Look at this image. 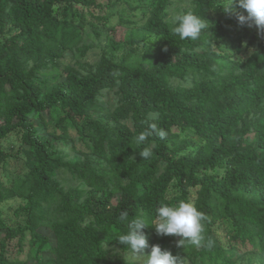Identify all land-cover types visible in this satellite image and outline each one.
Returning <instances> with one entry per match:
<instances>
[{
    "label": "trees",
    "instance_id": "trees-1",
    "mask_svg": "<svg viewBox=\"0 0 264 264\" xmlns=\"http://www.w3.org/2000/svg\"><path fill=\"white\" fill-rule=\"evenodd\" d=\"M138 1L143 23L107 38L94 65L75 61L56 73L64 57L92 47L79 43L83 10L95 0H0V141L15 133L30 151L23 175L0 178V204L23 201L14 210L23 223H7L0 209V264H133L116 239L129 230L121 212L151 223L161 204L180 200L210 218L205 235L214 247H177L179 237L149 225L145 254L159 244L186 264H235L249 247L264 259V35L226 14L222 0H188L182 12L211 27L182 40L165 19L171 0ZM147 34L157 39L138 53ZM112 89L117 103L102 112L100 97ZM55 105L91 152L69 155L49 138L44 114ZM148 123L168 135L150 137L155 147L144 159L134 138ZM8 156L0 147V162ZM12 240L27 246L26 259L4 257Z\"/></svg>",
    "mask_w": 264,
    "mask_h": 264
},
{
    "label": "rangeland",
    "instance_id": "rangeland-1",
    "mask_svg": "<svg viewBox=\"0 0 264 264\" xmlns=\"http://www.w3.org/2000/svg\"><path fill=\"white\" fill-rule=\"evenodd\" d=\"M222 1L225 2V0ZM95 2V5H91L89 8H85L83 10V18L86 24L81 28L83 38L79 43V45L91 43L92 47L85 52L84 56H80L77 52H75L73 55L64 57L60 61L61 65L60 68L56 70V73L61 72V69L63 68L62 66L66 64L71 65L75 63V61L94 65L100 60L101 55L106 53L108 49V46L106 45L107 38H112L115 41H118L123 38L126 28L130 30L133 27H137L146 19L145 13L134 9V6L140 2L138 0H95ZM140 4L142 3L140 2ZM186 6H188V0H171V3L165 10V19L173 22V15L181 13L182 9ZM54 8H56V6H54ZM240 8L241 7L239 6V9ZM98 15L102 16L103 20H97L95 16ZM77 19L78 18L76 16L73 18L74 21H77ZM89 22L95 25L96 31L92 29ZM156 39L157 37L155 35L147 34L146 39L138 44V53L142 52L146 47L153 45ZM228 39H223L221 47L231 52V50H228ZM253 48H255V45ZM252 50L253 49L248 50L247 55ZM232 51L234 52V50ZM116 53V56L118 57L120 54H118V52ZM244 55H246V52ZM177 81L179 80H175V82ZM116 90L117 89L106 90L104 96L100 97V105L104 107L102 112H108L114 108L117 103V99L120 96ZM99 113L100 108H95L91 111L94 118H97ZM64 115L65 112L61 110L59 105L53 106L49 117L47 113L44 114L46 120L50 118L45 127V131L48 133L49 138L56 140L60 145V149L69 155H73L76 150H81V152L86 153L91 152L92 143L89 140L82 142L78 139L79 132L71 124L65 125V122L62 119ZM63 130L66 131V136L62 135ZM70 142H72V145ZM0 147L3 148L8 155H10L5 158L4 161L0 162L1 180L3 182H8L11 176L23 175L26 171L27 165L29 164L30 151L21 145L19 136L15 133L9 134L6 139L0 141ZM61 175L68 183L75 182V180L71 178L69 172H64ZM21 202H23L21 199L12 198L7 199L4 203L0 204V209L7 223L12 225L23 223V218L21 216L14 215V210L21 204ZM24 248V251L20 250L16 241L12 240L8 243L4 257L10 260H24L27 257L26 255L28 251L27 246ZM247 248H240V258L235 264L264 263V259L260 260V256L254 254ZM191 263L195 264L193 261Z\"/></svg>",
    "mask_w": 264,
    "mask_h": 264
},
{
    "label": "clouds",
    "instance_id": "clouds-1",
    "mask_svg": "<svg viewBox=\"0 0 264 264\" xmlns=\"http://www.w3.org/2000/svg\"><path fill=\"white\" fill-rule=\"evenodd\" d=\"M221 5L226 14L236 15L240 25L255 26L258 33L264 35V0H239L240 7L246 10L247 15L236 11V0H225ZM172 19L176 25L174 32L182 40L195 41L200 38L203 31L211 27L204 16L191 10L174 14ZM167 135L166 129L159 127L156 123H148L144 130L134 138L137 145H145L139 153L140 156L144 159L152 156V149L155 145H147L150 137L158 136L165 139ZM209 219L204 212L198 210L193 202L185 200H180L177 204H161L151 223H148L140 215L129 221L128 212L123 211L118 220L126 222L129 230L127 233L119 234L116 239L125 246L126 256L133 261V264H186L184 258L173 255L170 250L162 249L159 244L153 245L151 252L145 254L148 240L143 229L153 225L156 233L160 236L179 237L177 247L191 245L197 249L207 248L210 250L214 247L215 242L205 235V222Z\"/></svg>",
    "mask_w": 264,
    "mask_h": 264
}]
</instances>
